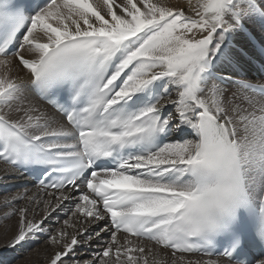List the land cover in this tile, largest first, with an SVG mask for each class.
<instances>
[{"label": "snow or ice", "instance_id": "snow-or-ice-1", "mask_svg": "<svg viewBox=\"0 0 264 264\" xmlns=\"http://www.w3.org/2000/svg\"><path fill=\"white\" fill-rule=\"evenodd\" d=\"M246 65L264 76V0H0L2 171L37 174L0 238L42 264H264Z\"/></svg>", "mask_w": 264, "mask_h": 264}, {"label": "bare ground", "instance_id": "bare-ground-1", "mask_svg": "<svg viewBox=\"0 0 264 264\" xmlns=\"http://www.w3.org/2000/svg\"><path fill=\"white\" fill-rule=\"evenodd\" d=\"M165 2L169 6H179L182 4H184V5L187 4V0H165ZM195 2H196V0H192L193 5L195 4ZM186 14H192V13L190 12V10H186ZM250 29L253 30L256 33L257 37L259 38V36L261 35V33L259 31V27L254 25L253 28H250ZM237 39L243 40V37L238 36ZM233 42H235V41H233ZM246 67L248 70L250 69V72H252V74H250L248 72L249 77L253 78L255 81L263 82V81L257 79V77L260 76V74L255 72V70L252 68L251 65H246ZM228 86L231 87L230 85H228ZM257 95H259V94H257ZM6 167L7 166L4 165L2 161H0V198H2L3 195H5L7 193H10V192L15 193V192L22 190V189H25V188L31 189L33 192L36 191V188L34 187L35 184H30L27 181L26 177L23 174H21L20 172L15 174V175H5V173L2 170ZM68 207H70V204L65 205V210ZM59 215H63V213L61 212V213L55 214L53 216V219H57ZM59 219L62 220L61 218H59ZM3 222H5V221L0 219V223H3ZM102 226L103 225H101V227ZM7 243H8V241L6 239L0 238V264H8L9 261H12L14 256H15V251L30 250V248H32L33 246H36L35 244H33V245H31V247H29V245L25 244L23 246H17L16 248H12V247L6 246ZM141 243H144V241H141ZM147 244L149 247L152 246L151 242H147ZM81 251H83V250H81ZM204 258L207 259L208 257H204ZM19 264H42V261H39L37 259V252H34L32 254L29 253L26 257V260L19 262Z\"/></svg>", "mask_w": 264, "mask_h": 264}, {"label": "rangeland", "instance_id": "rangeland-1", "mask_svg": "<svg viewBox=\"0 0 264 264\" xmlns=\"http://www.w3.org/2000/svg\"><path fill=\"white\" fill-rule=\"evenodd\" d=\"M92 2L95 5L96 0H92ZM117 2H119V1L117 0ZM245 23H246V25H248L249 28H253L254 25L258 26L257 24H254L253 22L248 21V20H246ZM237 35L238 34H233L232 36L229 37V39L235 41L238 38V36H239V35L238 36ZM248 72L250 74H252V72H250V69L248 70ZM225 87H229V86L226 85ZM70 207H72V205H70ZM58 218H61L63 220L65 218V216L64 215H59ZM37 247L38 246L36 245V246H33L32 248H30V250L15 251V256H14L13 260L12 261H9L8 264H19V262H21L23 260H26L27 255L29 253L32 254V253L36 252Z\"/></svg>", "mask_w": 264, "mask_h": 264}]
</instances>
